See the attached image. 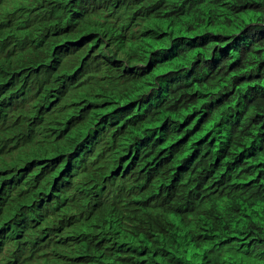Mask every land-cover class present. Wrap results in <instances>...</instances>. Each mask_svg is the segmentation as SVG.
Returning a JSON list of instances; mask_svg holds the SVG:
<instances>
[{"label":"trees","instance_id":"1","mask_svg":"<svg viewBox=\"0 0 264 264\" xmlns=\"http://www.w3.org/2000/svg\"><path fill=\"white\" fill-rule=\"evenodd\" d=\"M0 264H264V0H0Z\"/></svg>","mask_w":264,"mask_h":264},{"label":"clouds","instance_id":"2","mask_svg":"<svg viewBox=\"0 0 264 264\" xmlns=\"http://www.w3.org/2000/svg\"><path fill=\"white\" fill-rule=\"evenodd\" d=\"M141 214V213H140Z\"/></svg>","mask_w":264,"mask_h":264}]
</instances>
